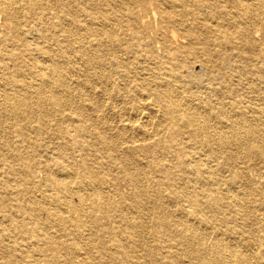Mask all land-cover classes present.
I'll return each mask as SVG.
<instances>
[{"label":"bare ground","instance_id":"1","mask_svg":"<svg viewBox=\"0 0 264 264\" xmlns=\"http://www.w3.org/2000/svg\"><path fill=\"white\" fill-rule=\"evenodd\" d=\"M13 2L0 0L4 15L0 16V37H8L11 19L16 21L24 12L34 17L54 11L58 27L51 47L58 58L39 65L43 78L36 83L32 82L35 74L20 72V59H9L8 51L0 44L4 49L0 62L5 60L0 70H8L12 77L10 81L3 77L0 80V85H12L1 88L0 122L9 114L17 123L22 121L18 133L22 137L30 117L29 106L34 102L39 105L34 132L41 134L47 125L44 118L55 111L58 116L52 126L59 130L63 141L57 159L65 160L69 146L73 147L75 155L68 157L75 168L69 174L58 173V177L53 169L48 171L47 177L55 182L54 195L35 200L27 195L30 189L26 178H34L36 171L32 161L26 156V166L16 169L23 158L21 150L9 141L0 147V183H21L14 207L8 205L6 194L0 195L5 199L0 211L12 215L24 211L30 219L29 223L21 219L14 224V215L10 217L5 212L11 230L42 232L47 239L46 250L53 251V258L63 257L61 253L66 252L73 256L71 264L92 261L86 253H79L78 238L85 229L96 241L102 233H113L115 241L105 243L115 246V252L102 250L98 258L119 264L141 260L144 264H252L249 252L234 247L239 244H260L264 256V185L251 182L246 176L248 167H256L255 158L261 160L264 169V0H23L22 6L16 0L17 5L11 6ZM120 7L125 10L124 19L121 14L114 21L112 15ZM115 23L121 24L115 27ZM50 32L51 29L46 36ZM179 39H186L187 44L173 48L172 43ZM246 44L258 49L257 60L242 55ZM191 64L198 65L202 72L199 77L195 78L188 68ZM249 64L253 66L247 68ZM68 65L76 67L73 82L78 88L85 84L92 87L90 79L79 78L82 71L89 69L102 83L96 95L86 94L84 103L61 91L48 90L50 76L45 71L53 72L56 83L63 85L68 79V75L64 76ZM182 71L188 79L184 84L176 83L175 78L183 76ZM119 80H123L126 93L130 85L129 95L140 99L142 105L130 106L118 91H111L113 81ZM136 88L139 89L135 91ZM50 102L57 109L48 111ZM66 109L70 114L67 119L72 122L69 126L59 116ZM86 132L89 137L83 138ZM232 144L245 149L243 161L225 176L218 166L228 167L235 160L236 154L229 151ZM137 154L149 157V162H140ZM61 162L55 160L59 165ZM111 170L117 174L109 180L105 173ZM119 175L133 181V191L147 200V210L153 215L148 227L157 238L153 244L142 245L144 255L130 254L121 241L123 234L135 232L134 221L124 218L126 228H121L111 226L109 217L104 220L114 208L127 209L122 201L109 198V190L107 194L100 191L101 185L110 184ZM112 185L116 188L114 182ZM163 185L166 191L160 188ZM219 190L231 193L228 199L232 200V211H241L242 196L251 192L259 201L253 208L263 211H251L252 218L246 214L226 216L220 212L222 198L214 196ZM149 191L151 196L147 198ZM95 195L102 200H95ZM135 206L139 209L140 203ZM171 207L175 210L170 211ZM29 211H48L47 221ZM92 211L102 213L100 226L94 222ZM209 212L213 226L205 227ZM195 213L199 214L197 221L191 218ZM83 216L90 221L85 223ZM52 217L58 225L62 224L61 228L74 233L71 245H63L54 234ZM213 229L220 233L215 235ZM168 240L174 242L175 248L181 246L182 251L165 249Z\"/></svg>","mask_w":264,"mask_h":264},{"label":"rangeland","instance_id":"2","mask_svg":"<svg viewBox=\"0 0 264 264\" xmlns=\"http://www.w3.org/2000/svg\"><path fill=\"white\" fill-rule=\"evenodd\" d=\"M16 0H14L15 2ZM51 1V0H48ZM12 3L11 6L17 5L15 2ZM23 0H19L18 5L22 6ZM44 5H40L42 7ZM48 10V9H47ZM46 10V11H47ZM150 10V9H149ZM115 14L112 15V19L116 21V19L121 17V14L125 11L121 7L117 10ZM257 11V12H256ZM255 12L258 13V9ZM0 16L4 17L3 13L0 12ZM1 17V18H2ZM218 19L220 17H217ZM122 19L123 14H122ZM12 21L10 22L11 26V32L8 35V37H5V39H2L0 37V44L5 46L4 48L8 51V54L6 55L9 57H14L16 59H20L21 61V71L22 73H27L28 75L30 74H35V78L32 82H42L40 78H43L41 72L37 69L39 65H45L50 63L51 58H58L57 55L52 51L51 44L55 38V33L57 29V24H55V14L54 11H51L50 13H46L45 15H39L35 14L34 17L31 15L27 14L26 12L22 13L21 16L15 21L11 19ZM121 20V19H120ZM188 23L189 22V17H188ZM187 23V26L189 24ZM121 23H115V27L119 26ZM14 26V28H13ZM193 24L189 26V28H192ZM51 29L50 35H47V32ZM117 34V32H116ZM48 39V40H47ZM47 40V41H46ZM50 40V41H49ZM262 41L257 42L256 45H260ZM187 44L186 39H179L177 43H172L173 48H180L183 45ZM1 46V45H0ZM243 56H247L250 60L255 61L258 59V49L250 47L248 44L243 46ZM3 48H0V53L3 51ZM12 54V55H10ZM123 58L125 57L124 55H121ZM4 58V56L2 57ZM6 58V57H5ZM177 58H179L180 61L184 62L183 59H181V56L178 55ZM10 62H12L10 60ZM14 62V59H13ZM5 60L1 61L0 64H4ZM249 61L247 60L246 64H248ZM253 65L249 64L246 65L247 68H251ZM66 68V69H65ZM64 68V76L67 77L68 79L63 85H59L56 83V78L53 74L50 73V70H46L45 74L49 75V87L48 90H58L66 95L72 96L75 98H80V100L85 101L86 94H92L93 95L97 94V88L99 86H102L97 77V74H94L93 70H90L88 72L82 71L81 76L79 77L81 80H86L90 79V84L91 86H88V84L82 85V87L78 88L74 82L73 79L75 78L73 74L75 72L73 71L74 69L76 70V67L73 68L70 65L66 66ZM180 70H183L184 68L181 66L179 67ZM188 68L193 72L194 77L197 78L200 76L202 73L201 71L198 70V65H188ZM8 72V70H7ZM5 70H0V80L3 78H7V81L12 80L11 76H8L9 72L7 73ZM145 72V71H143ZM55 73V72H54ZM183 76H180V78L177 76L175 78V82L179 84H184L188 78L184 76V72H181ZM44 74V75H45ZM45 78V77H44ZM255 81L259 82L257 80V76L254 75ZM40 79V80H39ZM233 79H237V77H233ZM174 81V80H173ZM126 82V81H125ZM11 84V83H9ZM6 86L11 87L10 85H5L2 83L0 85V94H1V88ZM129 90H127V93L124 91V83L123 80H119L118 82L112 83V86L110 87L111 91H118L122 97H124L125 101L128 102L130 106H135L136 104L142 105L143 102H141L140 99H133L129 94H132L130 91L131 87L130 85L128 86ZM77 88V91H76ZM136 88L135 91H137ZM145 89V88H143ZM91 90V91H90ZM93 91V92H92ZM48 94V93H47ZM92 96V95H91ZM90 97V96H89ZM96 97V96H95ZM129 100H128V99ZM98 101H101L100 97H97ZM1 102V99H0ZM138 102V103H137ZM88 102H85V107ZM245 106H248L246 103ZM45 107V105H44ZM47 109L48 111H53V109H57L51 102L48 104L47 103ZM25 108L24 106L22 107V111H24ZM39 105L36 103H32L29 106V118H28V123H26V128H25V135L22 137L18 134L19 133V127L21 126V122L18 120V123L16 122V118H12L11 116L13 115H7L4 117H1V122H0V147L7 146V142L9 141L12 145L20 149L21 153L23 154V158L21 161V164L16 165L14 168L16 169H22L24 166H26V156H28V159L32 161L33 166L35 167V173H34V178L27 177L26 182L29 184V191L27 192V195L33 197L35 200L41 199L43 196L50 197L53 193L54 190V184L55 182L52 180V177H47L48 171L53 169L55 171V174L58 177V173L63 174V173H68L71 172L74 166L70 165V156L75 155V149L69 146V149L67 150L68 154L65 160L57 159V154L60 153L63 141L61 137L59 136V130L55 129L52 126V123L56 120V117L58 114H54L51 116H46L44 118L45 124L47 123L45 127V131H42L41 134H35V128L37 126V121L36 119L39 120ZM3 114V113H0ZM61 122L63 124H67L68 126L72 123L69 121L70 114L69 111L66 109L61 112ZM2 128V130H1ZM83 138L89 137V132H86L84 134ZM91 136V133H90ZM240 147V148H238ZM241 150V151H240ZM229 151H232L233 153L236 154V158L233 161L232 164H229L228 167H222L221 165L218 166L219 170H221V173L225 176H227L230 173V168H235L236 166H239L241 161H243V154L245 149L241 146H238L236 144H232L229 147ZM238 151V152H237ZM77 153V152H76ZM14 156V155H13ZM137 160L140 162H149V157H142L141 154H137ZM146 158V159H145ZM55 160H60L61 165L58 163H55ZM254 163L256 167L253 168H246L248 169L246 172L247 178L254 183H259L261 185H264V169L261 167V160L260 159H254ZM52 166V167H51ZM72 166V167H71ZM1 170L3 169L2 165L0 166ZM81 168V166H80ZM107 171V167L105 168ZM63 172V173H62ZM106 178L111 180L116 174V170H111L109 173H105ZM54 175V172H53ZM55 175V176H56ZM150 176V173L148 174ZM147 175V176H148ZM3 179V177H1ZM62 178V177H61ZM145 178H142L141 180L144 182ZM112 182L116 184V188H113ZM165 186L163 185L160 188L164 191ZM104 187V188H103ZM21 189V183L17 181H12L11 183H0V195L6 194V197L8 199V205L14 207V205L17 204L16 201V192L17 190ZM109 190L108 195L109 198L113 201H122L127 209H122V208H114L110 211L107 212L106 216L104 217V220L109 217V223L114 226H121V228H126V224L124 223L123 219L127 218L130 221H134L136 224V229L134 233L130 234H123L124 238H121L122 243L126 248L129 249L128 252L133 255H144L146 253L145 247L142 245H147V244H153L155 243V240L157 236H153L152 230L150 227V223L153 220V215L148 212L147 210V200L143 199L141 195H138L137 190L133 191V181H129L128 179L125 178V176L121 177L120 175L115 179L114 181H111L110 184H105L104 186H100V191L101 194H107L106 191ZM249 192V191H248ZM112 194V195H111ZM229 194H225L223 190L216 191L214 193V196L222 198L220 202V207L222 211L221 213H224L226 216H236V217H241L243 214H246V216L251 217V211H256L260 213L263 211L262 209H254L256 205L258 206L259 201L255 197L256 195L251 192L245 193L244 197L242 196L244 205L240 209L241 211H232V200L228 199ZM147 198L151 196V192H147L146 194ZM73 198V201L75 203L77 200ZM95 200H98L100 202L102 198H98V196H94ZM4 201V198H0V203ZM246 201V202H245ZM140 203V207L138 209L137 206H135V203ZM53 206V204H51ZM174 207L176 210L179 208L176 203H174ZM175 208H169L171 210H175ZM141 211V213L139 211ZM12 217V222L14 224H17L20 222L21 219H25L28 223L30 222V219L27 217L26 213L24 211H20L18 215L15 214V212L12 215V212L8 211H0V264H32L33 261H37L40 264H71V261H74L73 256L71 254H68L66 252H62L61 254L63 257L53 258L52 250H46V238L40 233H32L30 231L27 232H22L19 233L17 230H11L9 226V220L7 219L6 213ZM39 217L40 220L47 221V212L48 211H29ZM93 214V219L94 222L100 226V224L103 222L101 215L102 213L100 211H92ZM140 213V214H139ZM96 214V215H95ZM139 214V215H138ZM209 217H207V221L205 222V227L211 226V213L209 212ZM199 214H193L191 218L195 221L199 220ZM68 216V214H67ZM84 222L86 223L87 221H90V218L87 216H83ZM152 219V220H151ZM6 220V221H5ZM52 224L54 228L52 229L54 231V234L58 237L59 241L63 245H71L72 240L74 238V233H69L68 230L61 228L62 224L58 225L55 222V217H52L51 219ZM118 221V222H117ZM219 221V220H217ZM30 226V224H28ZM68 225H70V222H66ZM148 223V224H147ZM213 226V225H212ZM68 229H71L69 227ZM85 229L83 231V234L79 236L78 240V245L82 248L79 249V253H86L89 257H92V261L89 264H119L117 261H105L99 260L98 256L100 252L106 251V252H115V246H113L110 243H105L107 240H112V242L115 241L113 238V233L109 234L107 232L102 233L100 236V239L96 241V237L94 238L91 234L88 235V230ZM215 231V235H218L219 233ZM4 232V233H3ZM6 233V234H5ZM223 234V233H222ZM143 236V239H142ZM224 237H228L229 234L224 233ZM26 237V238H25ZM82 237V238H81ZM23 238H25L23 240ZM155 239V240H154ZM102 240L103 243H99V241ZM57 241V240H56ZM230 241V240H229ZM31 242V243H30ZM74 242V241H73ZM146 242V243H145ZM231 242V241H230ZM98 243V244H97ZM105 243V244H104ZM29 245L28 246H25ZM174 242L172 240L165 241V249L172 250L174 253L182 251L181 246H176L178 250L174 246H172ZM141 245V246H139ZM171 245V246H170ZM170 246V247H168ZM253 246V248H251ZM132 247V248H131ZM236 249H238L241 252H249L252 255L251 261L253 262L252 264H264V256L261 255L263 247L261 248L260 244H253L249 247H246L243 244L235 245L234 246ZM251 248V249H250ZM257 248V249H256ZM103 250V251H102ZM255 250V251H254ZM255 252V253H253ZM246 254V253H245ZM255 254V255H254ZM71 255V257H70ZM196 255H198L196 253ZM134 258V257H133ZM54 260V261H53ZM194 261H198L197 257H194ZM153 262V261H151ZM149 261L146 262V264H173L164 262V261H159L155 263H151ZM132 264H144L143 260H141L138 263H132Z\"/></svg>","mask_w":264,"mask_h":264}]
</instances>
